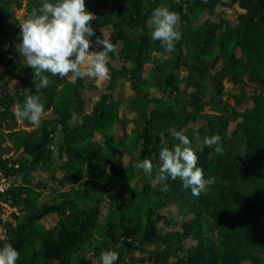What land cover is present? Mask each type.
Instances as JSON below:
<instances>
[{
    "label": "trees",
    "instance_id": "1",
    "mask_svg": "<svg viewBox=\"0 0 264 264\" xmlns=\"http://www.w3.org/2000/svg\"><path fill=\"white\" fill-rule=\"evenodd\" d=\"M22 1L0 0V72L20 81L14 90L5 84L0 89V128L4 127L0 130V167L9 176L21 177L20 183H11L0 193V198L5 197L20 212L0 217V230H4L0 248L13 245L20 253L17 264H90L86 256L90 246L116 251L120 259L127 251L154 243L158 247L147 257H153L152 264H264V0H85V5L92 4L96 36L102 35L101 28H110L107 37L118 52L109 55H117L121 64L108 62L107 91L75 125L72 120L83 104L84 78L72 82L45 73L50 84L38 93L44 115L30 130L19 127L15 112L25 100L23 90L36 94L33 70L22 65L16 49L10 54L4 46L9 28L20 33L13 6H21ZM26 1L29 15L43 3ZM229 2L245 9L234 24L209 17L200 20L204 11ZM161 5L180 15L182 33L173 53L163 60L161 55L151 57L160 42L151 39L148 23L152 11ZM96 36L91 38L93 47ZM218 59L221 66L213 72L211 67ZM148 61L154 70L145 76ZM179 66L187 71L185 81L195 86L187 101H179L184 82L178 77ZM122 76L131 80L135 90L128 105L142 113L133 134L117 137L115 127L123 120L114 93ZM226 78L243 87L252 84L255 91L248 94L243 88L233 93L235 105L232 109L225 105L222 114L202 112L206 90L212 85L218 101ZM154 89L161 94H153ZM244 100H251L252 105L235 108ZM49 109L51 114H46ZM199 116L207 119V126L199 128L200 135H219L222 141V154L207 145L196 153L205 179L214 177L215 183L199 197L170 177L153 184L152 175H147L141 189L133 188L130 183L143 170L132 162L123 164L118 153L133 155L139 145L136 164L145 157L155 164L158 149H172L178 143L172 134ZM231 121L236 122L232 130ZM57 131H61L66 154L65 179L76 182L84 176L86 165V185L70 186L40 202L43 192L32 184L31 173L53 160L50 145ZM92 131L103 135V145L87 138ZM12 148L15 154L3 157ZM165 183L167 190H163ZM125 190L128 194L122 196ZM106 192L117 203L101 219L99 194ZM168 205L181 208L183 218H166L177 229L162 232L158 220L165 217L161 208ZM50 214L58 218L46 225L44 219ZM190 239L194 241L187 246Z\"/></svg>",
    "mask_w": 264,
    "mask_h": 264
},
{
    "label": "clouds",
    "instance_id": "2",
    "mask_svg": "<svg viewBox=\"0 0 264 264\" xmlns=\"http://www.w3.org/2000/svg\"><path fill=\"white\" fill-rule=\"evenodd\" d=\"M93 16L86 10L85 0H55L54 3L43 0L42 5L33 7L31 14L19 24V43L15 49L25 66L33 70L36 94H32L30 89L23 90L25 100L15 112L18 118L26 119L33 126L39 125L45 109L38 93L50 84L45 73L68 78L72 82L83 78L96 81L110 78L109 53L118 52V48L102 29V35L96 36L91 24ZM148 23L151 39L159 41L165 53H172L182 37L180 15L161 5L152 11ZM93 36H96L95 47L102 50H92ZM164 58L162 53L160 59ZM16 83V80H11L7 87L14 89ZM173 136L178 143L172 149L165 147L160 150L155 164L145 157L134 167L142 169L147 175H152L155 169L157 181H167L169 177L179 179L185 189H190L193 196L199 197L206 187L215 183V178L205 179L203 169L198 166V157L190 147L189 137L180 131L174 132ZM203 143L215 146L216 153H223L219 135L205 137ZM167 187L165 183L163 190ZM19 256V251L11 244L0 248V264H17ZM118 259L116 251L106 250L100 255V264H115Z\"/></svg>",
    "mask_w": 264,
    "mask_h": 264
},
{
    "label": "rangeland",
    "instance_id": "3",
    "mask_svg": "<svg viewBox=\"0 0 264 264\" xmlns=\"http://www.w3.org/2000/svg\"><path fill=\"white\" fill-rule=\"evenodd\" d=\"M108 4V3H106ZM105 8V5L101 4L100 8ZM86 10L90 11L93 14L92 10V4L90 1L86 3ZM245 9L241 7L238 2H229L227 5H219L215 10L210 11H204L203 14L200 16V20H203L207 17L214 21H220V20H226L230 25L234 24L236 22L237 16L240 12L244 11ZM28 7H27V1L23 0L21 6H13V14L14 17L18 21V25L22 23L28 16ZM104 33L108 36L110 33V28H101ZM100 29V30H101ZM19 34H16L15 30L12 28L8 29V33L6 37L4 38V46L8 50L10 54L12 53V49H15V45L19 43L18 40ZM93 50L99 51V48H96L95 45L93 47ZM237 51L240 53V49L238 48ZM164 54L165 57H168L172 53H165L164 49L160 46L156 47L151 57L160 56L161 54ZM20 57V55H19ZM20 61L22 65H25L23 59L20 57ZM122 59H120L117 55L108 57V62L119 66L121 64ZM221 61L218 59L215 62L214 67H211V71H215L217 68H220ZM154 69L152 67V63L148 61V63L145 65V72L144 75H148L150 72H152ZM187 75L186 69H184L182 66L178 67V77L180 79H184ZM109 77L111 78V71L109 69ZM110 78L105 81H96L91 78H84V87L82 88V98H83V104L79 107V112L74 116L72 123L73 125L77 124V122L81 121L83 116L90 113L95 105V103L100 99L101 95L105 93L108 89ZM14 80V79H11ZM8 77L3 75L0 72V89L3 84L8 85V83L11 81ZM17 83L14 85V89L17 86H20V81L18 79H15ZM182 87V94L180 96L179 101H187L189 94L195 90V86L187 83L185 81L181 84ZM247 91L248 94H253L255 91L254 86L252 84H246L245 87H243L240 84L235 83L232 79L226 78L224 79V91L221 94H218V101L217 98H215V91H212V85H210V88L206 90V93L203 95L202 101H201V108L202 112L204 113H212V114H222L224 113V106L227 105L228 108L232 109L235 105V97L233 96V93L241 92L244 89ZM10 89V88H9ZM11 89V90H14ZM133 93H135L133 83L131 80L127 77H120L118 79V82L116 84V91L114 93L115 97L119 100V109H120V115L122 117L123 122L119 123L115 127V135L117 137H126L125 135H131L134 132V128L137 125L138 118L141 117V111L140 110H134L132 107H130L127 103L128 97L132 96ZM153 94L158 95L161 94L157 90H153ZM252 105L251 100H244L241 104L235 106V108L239 110H243L246 107H249ZM190 108V107H188ZM52 109H49L46 111V114H51ZM140 116V117H139ZM236 122L231 121L229 125V129L232 130L235 127ZM202 126H207V119L203 116H199L189 122V124L184 127L181 132L188 136L191 145L190 147L193 149V151L196 153H201L204 149V138L200 135L199 128ZM19 127L26 128L28 130L36 127L33 125L26 126L22 123L21 119H19ZM1 129H4V127H1ZM8 130V129H7ZM6 130V131H7ZM173 135V134H172ZM87 138L91 139L92 141L98 143V144H104V137L100 132H90L87 135ZM2 144H7V141H3ZM62 134L61 131H57L55 133H52V140H51V148L53 149V160L51 163L46 164L45 166L39 165L35 167L31 173V182L32 184L37 188L42 190V194L40 197V202L43 200H51V198L55 195V193L68 190L70 186H85V178L86 172H87V166L85 165L84 170V176L79 178L76 182L72 183L67 181L65 179V171H67V167L65 166V150L62 149ZM139 145L134 148L133 155L130 153H118V155H121V160L123 161V164H127L129 162H132L136 164L137 157L140 153V150L138 149ZM160 151V149H158ZM157 155V151H155ZM11 154H15V150L13 148L10 151H4L3 157L10 156ZM210 154V153H209ZM17 156V154H16ZM158 157V156H157ZM149 177L144 172L140 173L139 176L135 177L132 182L130 183L133 188L141 189L142 185L146 181V178ZM11 183L18 184L21 182V177L16 176L12 177L10 176ZM151 182L153 184H157L161 181H157L155 179V174H152ZM91 190V188H90ZM5 193V192H4ZM128 194V191H122V196H126ZM101 202H102V212H101V219H103L107 212H109V209L111 206L116 205L117 201H114L112 197L110 196L109 192H106L105 194L100 195ZM161 212L165 215L164 218H160L158 220V225L161 227L162 232L166 231H174L176 226H170L167 224L166 218L173 219L175 221H181L183 218V210L179 208L177 205H168L161 208ZM11 213L19 214V208L13 207L9 201L5 200V197L0 198V217L2 219L9 218L12 216ZM58 218V215H48L44 219V223L46 225H52ZM1 234L4 235V230H0ZM194 240L190 239L188 240L187 246H190V244ZM117 249H121L120 245L116 246ZM158 246L154 244L145 245L144 248H140L137 250H134L132 252L127 251L123 258L118 259L115 264H152L153 257L150 258V260H147V257L149 255H153L156 248ZM103 251H100L98 248L95 247H89L88 251H86V256L90 259V264H100V255ZM113 251V250H112ZM153 251L151 254L150 252Z\"/></svg>",
    "mask_w": 264,
    "mask_h": 264
},
{
    "label": "built area",
    "instance_id": "4",
    "mask_svg": "<svg viewBox=\"0 0 264 264\" xmlns=\"http://www.w3.org/2000/svg\"><path fill=\"white\" fill-rule=\"evenodd\" d=\"M9 184H11L10 176L5 174V172L3 171V168L0 167V193L6 192Z\"/></svg>",
    "mask_w": 264,
    "mask_h": 264
}]
</instances>
